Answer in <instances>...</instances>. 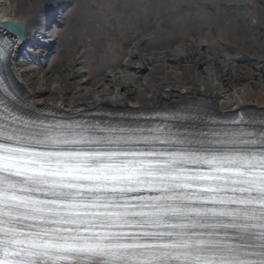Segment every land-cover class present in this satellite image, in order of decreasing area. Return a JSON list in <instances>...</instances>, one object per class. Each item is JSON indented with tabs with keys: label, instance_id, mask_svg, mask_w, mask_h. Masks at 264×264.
Here are the masks:
<instances>
[{
	"label": "snow or ice",
	"instance_id": "6c2138e0",
	"mask_svg": "<svg viewBox=\"0 0 264 264\" xmlns=\"http://www.w3.org/2000/svg\"><path fill=\"white\" fill-rule=\"evenodd\" d=\"M5 113L0 264H264V120L229 140L163 128L98 138ZM154 142L190 147L122 146ZM101 144L116 147H77Z\"/></svg>",
	"mask_w": 264,
	"mask_h": 264
},
{
	"label": "bare ground",
	"instance_id": "6f19581e",
	"mask_svg": "<svg viewBox=\"0 0 264 264\" xmlns=\"http://www.w3.org/2000/svg\"><path fill=\"white\" fill-rule=\"evenodd\" d=\"M53 1L57 0H0V27L10 30L12 36L18 34L9 24L2 25L4 22L29 28L26 47L13 56L10 69L32 103L69 113L167 110L201 103L212 104L224 115L264 113V0H202L209 14L205 34L218 37L219 45L189 33L185 26L179 39L168 42L158 37L146 39L135 26L124 60L106 54L95 75L88 68L87 55L93 43L85 31L77 38L62 39L48 35L50 29L36 27L39 11L53 7ZM67 1L69 6L74 2ZM128 1L94 0L96 15L88 21L117 23L119 7ZM231 1L246 8L247 23L238 20L235 36L224 34L221 29L226 24L221 26L218 20L225 16L220 5ZM60 8L54 11L62 27L66 20ZM153 29L163 32L161 22L157 20ZM36 38L53 43L39 46L33 43ZM150 43L161 45L152 47ZM56 55L61 56L59 62H53Z\"/></svg>",
	"mask_w": 264,
	"mask_h": 264
},
{
	"label": "rangeland",
	"instance_id": "374dc122",
	"mask_svg": "<svg viewBox=\"0 0 264 264\" xmlns=\"http://www.w3.org/2000/svg\"><path fill=\"white\" fill-rule=\"evenodd\" d=\"M63 13L65 24L54 29L55 36L62 39L74 36L78 37L85 31V37L92 41L91 52L87 55L88 68L93 75L98 70L99 65L104 62L105 55L113 53L116 60L121 62L125 58L126 43L132 37L131 29L135 26L141 28L140 35L146 39L157 37L162 41H173L181 36L182 27H187L189 33H195L210 44L219 45V38L213 37L209 33L205 34L206 21L209 17L205 3L202 0H129L119 7L121 20L115 24L105 25L97 20L90 22L88 18L96 15L94 0H73ZM100 3L101 0H97ZM215 6V5H214ZM224 17H220L219 25L226 24L221 29L224 34L235 36L238 20L247 23L245 10L225 8L221 4ZM155 17V19H154ZM162 24L163 32L156 33L153 29L156 21ZM235 21V25L230 23ZM222 28V27H221ZM157 35V36H156ZM61 39V40H62ZM152 47H159L161 44L150 43ZM60 55L54 57L53 62H59Z\"/></svg>",
	"mask_w": 264,
	"mask_h": 264
}]
</instances>
